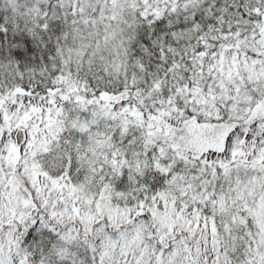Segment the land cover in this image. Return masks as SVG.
Returning <instances> with one entry per match:
<instances>
[{
  "label": "snow or ice",
  "instance_id": "obj_1",
  "mask_svg": "<svg viewBox=\"0 0 264 264\" xmlns=\"http://www.w3.org/2000/svg\"><path fill=\"white\" fill-rule=\"evenodd\" d=\"M0 264H264V0H0Z\"/></svg>",
  "mask_w": 264,
  "mask_h": 264
}]
</instances>
